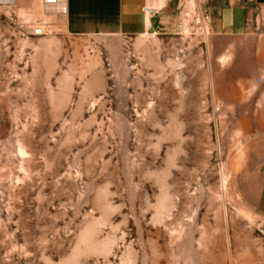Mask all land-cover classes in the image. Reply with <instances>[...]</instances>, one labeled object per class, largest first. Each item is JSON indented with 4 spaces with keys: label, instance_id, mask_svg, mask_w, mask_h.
Here are the masks:
<instances>
[{
    "label": "rangeland",
    "instance_id": "374dc122",
    "mask_svg": "<svg viewBox=\"0 0 264 264\" xmlns=\"http://www.w3.org/2000/svg\"><path fill=\"white\" fill-rule=\"evenodd\" d=\"M195 5L74 36L0 0V264H264V55Z\"/></svg>",
    "mask_w": 264,
    "mask_h": 264
},
{
    "label": "crops",
    "instance_id": "0c3cea01",
    "mask_svg": "<svg viewBox=\"0 0 264 264\" xmlns=\"http://www.w3.org/2000/svg\"><path fill=\"white\" fill-rule=\"evenodd\" d=\"M184 1L188 0H63L66 30L74 36H141L150 29L179 34L184 21L178 10ZM193 1L195 7L211 8L214 33L254 39L257 54L264 55V0Z\"/></svg>",
    "mask_w": 264,
    "mask_h": 264
},
{
    "label": "built area",
    "instance_id": "2783aa9c",
    "mask_svg": "<svg viewBox=\"0 0 264 264\" xmlns=\"http://www.w3.org/2000/svg\"><path fill=\"white\" fill-rule=\"evenodd\" d=\"M147 12H151V11H154V9L152 8H149V7H146L145 8ZM201 22L202 24L206 25V27L204 28V30H202V34L207 37L210 32H209V27L211 26V17L209 14H206V13H203L201 16ZM146 35L148 34H156V32L152 29L146 31L145 33Z\"/></svg>",
    "mask_w": 264,
    "mask_h": 264
},
{
    "label": "bare ground",
    "instance_id": "6f19581e",
    "mask_svg": "<svg viewBox=\"0 0 264 264\" xmlns=\"http://www.w3.org/2000/svg\"><path fill=\"white\" fill-rule=\"evenodd\" d=\"M51 1H53V2H54V1H56V0H51Z\"/></svg>",
    "mask_w": 264,
    "mask_h": 264
}]
</instances>
